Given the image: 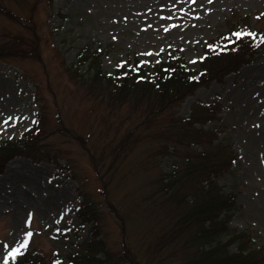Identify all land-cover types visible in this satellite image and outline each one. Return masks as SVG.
I'll return each instance as SVG.
<instances>
[{
    "label": "rangeland",
    "instance_id": "1",
    "mask_svg": "<svg viewBox=\"0 0 264 264\" xmlns=\"http://www.w3.org/2000/svg\"><path fill=\"white\" fill-rule=\"evenodd\" d=\"M1 1L28 25L0 13L2 38L20 49L19 55L0 59V142L20 136L36 114L40 129L31 155L13 157L0 172V264L15 262L27 251L49 263L67 258L90 227L74 212L82 192L99 207L109 248L137 246L144 236L146 243L154 240L163 223L145 210L147 196L160 171L171 168L174 150L161 154L159 123H141V107L113 104L82 82L75 73L78 48L102 46L106 73L136 61L151 68L170 51L180 52L195 69L205 44L236 16L249 20L255 32L264 30V0ZM32 50L38 54L31 55ZM198 100L221 104L217 119L203 127L237 153L218 178L224 191L236 194L229 226L252 232V246L262 248L257 255L264 263V48L223 81L186 97L176 113L188 114ZM112 204L127 215V233ZM227 239L224 234L222 240ZM237 246L229 243L231 251ZM14 249L19 253L13 257Z\"/></svg>",
    "mask_w": 264,
    "mask_h": 264
},
{
    "label": "trees",
    "instance_id": "2",
    "mask_svg": "<svg viewBox=\"0 0 264 264\" xmlns=\"http://www.w3.org/2000/svg\"><path fill=\"white\" fill-rule=\"evenodd\" d=\"M0 13L28 25L1 0ZM237 32L256 35L237 38L234 35ZM2 36L0 32V59L19 55L18 44ZM263 48L264 30L255 32L249 20L239 16L226 31L205 44L203 57L195 69L180 52L170 51L165 60L151 68L136 61L132 66L119 64L106 73L102 66L103 47L92 43L80 46L75 73L82 82L97 88L113 104L129 101L141 107V123H159L157 136L161 154L174 150L171 168L160 171L145 208L154 212L159 224H163L154 240L146 243V236L140 238L138 244H145L146 248L125 243L120 250H112L101 235L99 207L91 196L82 192L74 212L81 224L90 227L77 249L55 263L36 259L27 251L9 264H150L153 261L156 264H264L257 255L262 248L252 246V232L229 226L236 207V194L224 191L218 178L230 169L237 153L230 143L218 140L213 130L203 127L207 121L217 119L221 104L216 100H198L186 115L175 111L176 106L199 88L215 80L223 81L229 73L256 60ZM23 54L30 56V53ZM34 54L38 53L32 50L31 55ZM83 65L86 72H79ZM165 116L168 117L165 119ZM39 118L40 114H36L20 136L0 142V172L13 157L31 155L34 151ZM112 208L121 215L123 232L127 233V215L114 204ZM224 234L228 235L227 240H222ZM231 241L238 243L236 251L229 249ZM146 250L152 253V258L146 257Z\"/></svg>",
    "mask_w": 264,
    "mask_h": 264
},
{
    "label": "snow or ice",
    "instance_id": "3",
    "mask_svg": "<svg viewBox=\"0 0 264 264\" xmlns=\"http://www.w3.org/2000/svg\"><path fill=\"white\" fill-rule=\"evenodd\" d=\"M209 2H211V0H209ZM237 38H240L242 36H255L256 34L255 33H251V32H237L234 34ZM9 119H12V117H9ZM5 123H7V121H5ZM31 221V216L29 217V222ZM27 237H31L32 236V233L29 232L26 234ZM27 246V240H25V243L24 245H22V247H26ZM19 253V249H14L12 253H10L9 255H12L13 257L15 256V254H18ZM57 264H59V262H57Z\"/></svg>",
    "mask_w": 264,
    "mask_h": 264
}]
</instances>
